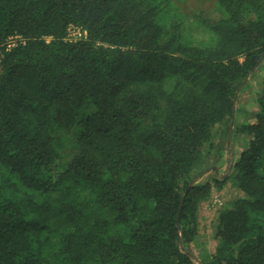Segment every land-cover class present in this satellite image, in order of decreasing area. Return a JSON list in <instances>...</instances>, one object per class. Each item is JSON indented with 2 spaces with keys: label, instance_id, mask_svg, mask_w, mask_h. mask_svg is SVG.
Returning <instances> with one entry per match:
<instances>
[{
  "label": "trees",
  "instance_id": "1",
  "mask_svg": "<svg viewBox=\"0 0 264 264\" xmlns=\"http://www.w3.org/2000/svg\"><path fill=\"white\" fill-rule=\"evenodd\" d=\"M175 1L0 0V264H195L227 181L199 264H264V89L229 171H194L264 58V0H209L199 39Z\"/></svg>",
  "mask_w": 264,
  "mask_h": 264
},
{
  "label": "rangeland",
  "instance_id": "2",
  "mask_svg": "<svg viewBox=\"0 0 264 264\" xmlns=\"http://www.w3.org/2000/svg\"><path fill=\"white\" fill-rule=\"evenodd\" d=\"M180 11L184 14L186 21L185 28L190 34L197 39L206 36L207 32L203 29L201 20L215 18L216 11L214 4L209 0H176ZM247 81V82H245ZM246 83V84H245ZM264 89V58L259 62L255 70L249 77L242 81L238 86L236 93V117L230 118L229 127L231 123V135L228 141V132L226 136L227 147L218 153L215 158L208 155L207 146L203 149V163L202 169L197 167L194 171H208L209 176L212 177L214 168L218 169L219 173H226L229 171L232 159H236L238 150L242 149L246 144V136L241 133L233 135V124L238 122L249 121L253 117L255 106V98L258 93ZM233 119L235 120L233 123ZM225 123L217 124L212 128V141H216L219 136L223 135L225 138ZM229 130V129H228ZM63 139L64 136H63ZM212 144V142H211ZM207 145V144H206ZM64 153L69 152L68 148L63 149ZM207 153V154H206ZM213 171V172H211ZM217 172V171H215ZM239 192L236 187L227 181L219 190H213L209 199L203 202L198 210V233L193 242L186 244L187 250L191 253L195 264H199V258L203 254H208L212 251L216 240L214 238V225L218 211L226 207L229 202L238 196Z\"/></svg>",
  "mask_w": 264,
  "mask_h": 264
},
{
  "label": "built area",
  "instance_id": "3",
  "mask_svg": "<svg viewBox=\"0 0 264 264\" xmlns=\"http://www.w3.org/2000/svg\"><path fill=\"white\" fill-rule=\"evenodd\" d=\"M83 33L78 27H74L72 25H69L66 30V36L69 39H75L79 36H81Z\"/></svg>",
  "mask_w": 264,
  "mask_h": 264
},
{
  "label": "water",
  "instance_id": "4",
  "mask_svg": "<svg viewBox=\"0 0 264 264\" xmlns=\"http://www.w3.org/2000/svg\"><path fill=\"white\" fill-rule=\"evenodd\" d=\"M231 131H232V128H231V123H230V127H229V130H228V141H229V138H230V135H231Z\"/></svg>",
  "mask_w": 264,
  "mask_h": 264
}]
</instances>
